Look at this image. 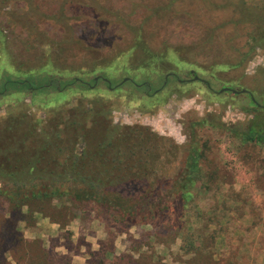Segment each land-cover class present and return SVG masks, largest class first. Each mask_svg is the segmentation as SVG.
Segmentation results:
<instances>
[{
  "label": "rangeland",
  "instance_id": "rangeland-1",
  "mask_svg": "<svg viewBox=\"0 0 264 264\" xmlns=\"http://www.w3.org/2000/svg\"><path fill=\"white\" fill-rule=\"evenodd\" d=\"M23 1L38 5L39 19H33V31L41 27L47 30L43 41L34 35L33 58L40 61L42 48H61V55L52 56L51 63L62 61L59 70H64L66 81L75 73L89 79L97 72L114 84L124 77L140 83L148 81L149 76L156 77L157 84L167 72L181 71L184 63H196L207 72L213 69L216 77L229 81L231 87H238L240 80L241 86L256 91V101L264 106L263 44L253 53L255 60L246 73L244 63L239 70L224 74L218 71V64L237 58L236 53L225 48L226 39L235 36V46L241 48L244 44L242 29L237 32L236 27L233 31V22L226 23L236 16L237 0H0L2 4L11 3L10 8L15 3L23 5ZM263 3L264 0L260 5ZM25 18L22 16V23H27ZM57 18H63V22ZM11 26L7 27L10 31ZM13 26L14 32L8 35L9 48L24 40V34L16 33L20 31L18 26ZM205 38L209 40L207 48L202 46ZM125 53L132 55L127 67L122 60ZM196 54L197 62L193 59ZM149 55H155V59ZM149 59L154 62L153 69L145 66ZM50 66L38 64L35 70L40 74L33 79H43L42 72ZM254 68L258 70L256 75ZM52 72L55 71H51L50 79L57 77ZM198 76L212 80L205 71ZM210 82L217 85L216 90L219 88L215 81ZM177 88L180 96L188 95L187 102L180 105L182 99H172L166 104L170 108L160 103L158 113L149 117L140 112L147 105L138 103L141 91L136 92L132 86L122 85L116 93L107 95L115 109V123L142 124L165 140L157 151L155 142L140 145L146 152L145 167L135 166L125 173L120 169L118 176H124L125 183L106 189L103 201H78L70 194L36 199L29 192L26 199H21L22 193H16L22 183L29 187L44 185L31 189L36 195L38 190L48 192L54 179L37 180L38 170L24 177L20 169L2 167L5 170L0 171L9 170L13 177L0 180V264H73L74 257L82 251L90 264H237L233 263V248L227 239L232 232L233 210L238 215L245 211L259 213L258 224L264 223V146L247 142L243 136L253 120L264 129V109L257 116L255 111L243 114L240 110L244 102L227 95L213 96L203 85L190 83ZM166 92L161 94V102L163 98L168 101ZM74 95L66 96L68 102ZM35 99L41 105L51 100L47 96ZM170 110L176 113L181 126L171 125L167 116ZM37 114L43 115L41 107ZM50 125L54 126V122ZM102 129L96 128L95 138ZM76 148L80 152L89 148L87 140L80 138ZM195 149L202 153L199 170L182 204L177 200L180 183L188 173V156ZM111 169L107 176L116 171ZM87 171L95 175L92 163ZM132 174L135 177H130ZM166 207L169 210L164 212ZM218 235L224 236L223 247H218ZM114 243L126 245V253L112 256ZM247 249H242L240 264H249L245 263L249 260ZM187 253L191 257L184 261Z\"/></svg>",
  "mask_w": 264,
  "mask_h": 264
},
{
  "label": "flooded vegetation",
  "instance_id": "flooded-vegetation-1",
  "mask_svg": "<svg viewBox=\"0 0 264 264\" xmlns=\"http://www.w3.org/2000/svg\"><path fill=\"white\" fill-rule=\"evenodd\" d=\"M262 1L263 0H241L239 2V0H237L238 4L235 7L237 9L235 12L236 16L232 17L230 21H226V23L233 22L232 29L234 31L235 28L238 27L235 30L237 32L242 29L241 26L246 27V25H248V28L242 29L245 39L243 40V47L240 48V46L234 45L235 36L232 38H230V36L229 39H226L227 45L225 44V48L230 52L236 53L237 58H232L229 62L218 64V67H220L218 70L219 73L224 74L229 71L239 70L243 63L246 66V73L250 65L254 62L255 57L253 53L259 47L257 43L253 41L256 37L255 33H253V29H255L254 25L256 21L260 23L264 22V9H262L264 7H260L258 13L256 10L257 5L259 6ZM20 3L22 2L20 1ZM23 3L24 4L20 6L15 3L13 8H10L12 5L11 3L7 5L6 3L2 4L0 2V62L2 63L0 66V160L3 163V165H0V170L15 167L18 160L21 165L27 168L31 167L29 161L35 153L39 154V157L35 159H40V162L42 159L46 158L44 155V144H41L44 137H46L42 135L46 132H50L53 137L56 136L58 145L67 144L69 138L72 143H75V140H73L74 138L79 141V132L86 133V131H88L95 134L97 127L110 130L108 128H111L114 124L119 126V128H117L119 132H121L122 129L127 132V130H134V128L154 132V129L142 124L129 126L128 124L119 122H117L119 124L115 123V119L112 117V113L115 109L113 104L110 103V98H108L109 100L107 99V95L112 94V92L116 93L118 89H121L122 85L132 86L136 92L141 91V98L138 103H142V107H145L144 105L147 104L144 110H140L144 117H149L152 116V114L158 113L160 103L170 108V106H166V104L172 99H182V102L179 103L180 105L181 103L184 104L185 100V102H187L188 95L185 94L180 96V90L177 87L184 84L189 85L190 83L203 85L206 92L213 96L220 97L221 95H227L233 99H238L240 102H244L245 106L240 110L243 114L252 113L251 110L253 111L254 108L264 109V106L256 101V91L252 92L247 86H241L240 80L237 84L238 87H231L229 81H224L216 77V73H213V69L207 72L203 70L204 68L195 65L196 63H184L185 68L182 67L181 71H176L174 69V71L167 72L163 76V79L159 80L157 84L154 83L156 77L151 79L150 76L148 77L149 79H147L148 81H142L140 83H137L135 79L124 77L119 83L114 84L113 80L97 72L94 73L93 76H89V79H86L85 76H80V73H75L76 75H74L71 80L66 81L65 74L63 73L64 70H59V67L63 66V63L61 64L62 61H60V64L58 62L59 60L56 61L57 64L53 65V63H51L52 56L59 57V55H61L59 54L62 52L61 48H42L40 49L41 55H38L41 57L40 61H36L33 58L34 53L31 43L32 40H34V35L35 39H41L43 41V33H46L45 31L47 30L41 27L40 30L38 29L37 32H35L33 19L35 22H38L39 12L36 11L38 5L28 1H23ZM242 5H244L243 9L241 7ZM258 15L261 16V18L258 19ZM22 16H24V18L26 17L27 23H22ZM60 18H57L59 23L63 22V18ZM9 24L10 26L12 25L10 28L12 33L15 30L13 26V24H15L20 30L16 33L18 35L24 34V40H21L19 45L13 44V48H9V43L7 42L10 37L8 35L12 34L7 28ZM68 33L70 32L68 31ZM62 40L63 39L60 41ZM45 41L47 42L46 39ZM208 41L209 40L205 38L202 46H209ZM261 48L264 49V46H261ZM204 49L205 48L202 50L204 51ZM197 54L199 55V53ZM197 54L193 57L196 62ZM124 55V57L122 56L124 62L123 66L127 67L130 59L129 57L132 55L131 53L130 55L127 53ZM115 56L118 55L116 54ZM153 56L155 55H151L150 58L155 59ZM151 59L146 62L147 65L145 64V66L153 69L154 62ZM34 61L38 63H34ZM38 64L51 65L49 69L42 72L44 76L40 81H38V79H33L40 74L35 70ZM57 65L58 68H56ZM174 65L176 68L177 65ZM178 70H180V68H178ZM51 71L57 73L56 78L50 79V77H52L50 76ZM200 71H205L212 80L199 77ZM55 72H52V74ZM121 72L123 73V71ZM254 73L255 75L258 73L257 68H254ZM155 75L159 76L157 73H155ZM210 81H215L219 88L216 90L215 86L217 85H211ZM102 85L105 89H103ZM167 88H170V90L166 92ZM50 90H52V92H45ZM232 91H236L237 93L234 94ZM164 92H169L168 101L164 100L162 97L163 102H161L162 99L160 97ZM69 93L75 94L74 99L70 102L66 99ZM41 96H47V99L51 100H49L48 104L41 105V103H37L35 99ZM243 98L247 99L245 100ZM39 100L41 101V99ZM40 107L43 109V115L38 116L37 110H39ZM175 107L177 108V105ZM83 109L87 110L82 114L87 121L82 119L79 122L78 111H85ZM167 116L170 118L169 121L173 127L176 124H178V127L182 125H180V122H177L176 113L173 111L170 110ZM51 120H53L54 126L50 125L52 123L50 122ZM102 131H104V129H102ZM37 147H41L42 150L36 149ZM74 148L76 149V145ZM12 152L18 154L17 159L16 156H12ZM105 154L107 155V153ZM107 157L109 158L108 155ZM2 167L4 168L1 169Z\"/></svg>",
  "mask_w": 264,
  "mask_h": 264
},
{
  "label": "trees",
  "instance_id": "trees-1",
  "mask_svg": "<svg viewBox=\"0 0 264 264\" xmlns=\"http://www.w3.org/2000/svg\"><path fill=\"white\" fill-rule=\"evenodd\" d=\"M260 7H264V3L259 6L257 5V13ZM259 18H261V16L258 15V19ZM254 27L255 29H253V33H255L256 37L253 41H255L257 45H264V22L260 23L259 21H256ZM244 28L247 29L248 26H242V29ZM86 111L87 110L83 112L81 110L78 111L79 122L82 119L87 121L85 116L82 115ZM253 111H255L254 113L257 116L259 111L262 113L264 110L262 111V108H254ZM117 128L119 127L111 126V128H108L110 130L104 128L101 135L97 134L99 136L96 138L94 134L90 136L89 134L91 133L88 131H86V133L79 132L81 140L85 141L86 139L89 145V148H85L82 152L76 150L77 148H74L79 141L72 143L69 138L67 144L58 145L56 136L53 137L50 132L43 133L42 136L46 137H44L41 144H44L43 148L45 150L44 155L46 158L42 159L40 162V159H35L39 157V154L35 153L29 161L31 167L27 168L20 165L17 168H13L15 170L20 169V173L24 177H27L29 173L32 175L33 170H38V174H35L37 180H45L46 178L52 177L54 179L52 182V188H50L48 192L38 190L35 192L36 195H34V192L31 189L36 186L38 187L44 185L31 184V187H29V185L22 183V185L17 188L19 192L16 194L22 193L20 195V197H22L21 199H26L27 193L29 192L30 195L36 199H53L54 197L70 194L73 196L72 198H74V200L78 201H103L105 199V195H107L104 192L106 189L125 183V177L122 176V179L118 176V171H122L120 169H124L125 173L126 171L135 168V166L136 168L145 167V162L143 161L145 159L146 152L141 150L140 145L143 147L145 142L150 144L155 142L156 147L154 148V151H157L161 146L160 142L165 140L164 138L154 133L152 134V132L147 130L134 128V130L130 129L127 130V132L122 129L121 132H119ZM243 136L247 142L264 146V129L260 128L259 125L256 124V120H253V122L243 131ZM36 149L42 150L41 147H37ZM105 153H107L109 158ZM11 154L12 156H16V159L18 158V154H15V152H12ZM201 157L202 153L196 149L192 150L190 156H188V173L185 174V180L180 183V193L177 199L180 200L182 204L189 197L188 187L193 185L195 182V174L199 170L198 160ZM134 161L140 163L136 165ZM52 163L55 164L54 169H50V165ZM91 163L95 175H93L94 173L90 174V172L87 171ZM17 164H19V160L17 161ZM109 168H112L111 170L115 169L116 171H110V174L107 176ZM11 169L12 168L9 170ZM9 170H7V172L0 171V180H10L9 178L11 176L13 177L12 172L9 173ZM56 172L58 175L54 174ZM111 175H114L112 180H110ZM130 177H135V175L132 174ZM72 184H74L75 187L71 188L68 186ZM61 189H64V192H61ZM10 199L13 200L12 197H10ZM166 210H169L168 207L164 209V212Z\"/></svg>",
  "mask_w": 264,
  "mask_h": 264
},
{
  "label": "crops",
  "instance_id": "crops-1",
  "mask_svg": "<svg viewBox=\"0 0 264 264\" xmlns=\"http://www.w3.org/2000/svg\"><path fill=\"white\" fill-rule=\"evenodd\" d=\"M258 214L259 213L256 214L254 212L251 213V211H245L241 215H238L237 212L233 210L232 222L230 226V230H232V232H229V235L231 236L227 238L229 239V243H231V246L233 248V263H242L240 260H242L243 258L240 256V254L243 253L242 249L248 248L247 254L249 255V260L246 259L245 263L249 261V264H264V223L258 224ZM245 233H247V235H243ZM223 237V235L219 236L218 247L224 246L222 245L225 241ZM240 238L242 239V241ZM177 245L175 244V246ZM98 246L99 244L97 245V247ZM126 248V245H122L120 243V246H118L116 243H114L110 252L112 256L122 255L123 253H126ZM82 252L81 254H79V256L74 257L75 259L73 261V264H90L89 262H87L86 257L82 255L84 253ZM132 255L134 257V254ZM184 256L185 257L182 258L184 261L187 260L186 257H191L189 253Z\"/></svg>",
  "mask_w": 264,
  "mask_h": 264
},
{
  "label": "water",
  "instance_id": "water-1",
  "mask_svg": "<svg viewBox=\"0 0 264 264\" xmlns=\"http://www.w3.org/2000/svg\"><path fill=\"white\" fill-rule=\"evenodd\" d=\"M225 90H228V89H225ZM223 91V90H222ZM232 93L236 94L237 92L236 91H232Z\"/></svg>",
  "mask_w": 264,
  "mask_h": 264
}]
</instances>
